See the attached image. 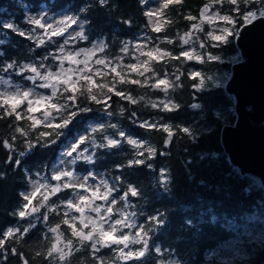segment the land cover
I'll return each mask as SVG.
<instances>
[{"label": "trees", "instance_id": "16d2710c", "mask_svg": "<svg viewBox=\"0 0 264 264\" xmlns=\"http://www.w3.org/2000/svg\"><path fill=\"white\" fill-rule=\"evenodd\" d=\"M207 2L208 0H183V4L170 5L165 10V16L171 23L165 24V29L161 33H155L144 15V4L139 0H108V5L104 7L98 4V0H0V20L11 19L10 21L24 30L33 27L25 23L28 13L38 12L41 8L44 13L68 9L75 16H79L80 20L87 19L90 23L85 24L83 30L88 39H77L71 47H87L93 41L102 39L107 44V48L104 52H97V55L111 60L113 65L118 62L122 65L134 62L135 56L132 54L134 50L130 40L139 32H143L152 45H159L160 48L173 54H179L191 44L197 53L211 52L220 57L219 60H207L204 63L195 60L186 61L183 57L179 61L169 59L160 64L154 63L153 66L158 72L169 73V79H174L171 74L177 73V69L184 73L181 76L183 86L175 90L170 89L167 95L151 87L117 84L118 89L130 92L138 101L141 96L144 97V100L135 105L113 95L112 100L109 101L111 107L105 110L104 105L91 103L81 97V107L91 108L92 111L80 113L55 144H49L47 147L37 146L26 152L21 158L20 167L6 163L8 150L0 145V172L5 173L4 177L0 178V231L7 228L29 227V221L35 224V228H32L23 239L14 238L7 244L8 248L15 247L22 253L24 258L29 260V264H49L47 259L37 256L36 253L46 254L51 244L56 242L57 234L50 232L49 229L57 224H61L60 231L64 233V240L71 238L74 245L81 249L69 258L70 264H94L90 246L80 245L77 238L71 237L68 226L61 223L64 218L63 213L66 211L63 201L72 195L74 189H64L50 198L48 203L51 205L54 202L58 206L55 212L42 207L40 213L25 220L14 214L20 204L24 203L19 194L27 188L31 178L44 175L50 178L51 185L58 183L51 179L52 166L65 146L77 135H86L90 138L86 145L90 149V154L94 151L95 155L93 163L77 160L73 165L74 169L101 171L109 187L116 188L120 194L127 190L129 184L136 187L140 193L138 197H131L129 193L127 201H120L117 196L118 203L114 206L113 218L118 217L121 211L131 215L135 213L132 219L136 224H143L145 229L149 227L153 229L149 233L152 237L149 245L153 250L145 258L141 261L125 262L120 260L114 251L101 249L99 255L103 256L107 264H159L162 259L167 263L174 259V264H201L206 260L205 254L208 250H212L235 234L233 221L236 224L241 223L248 214L256 212L264 205V188L260 183L250 187L247 192L241 191L242 188L248 187L249 180L236 179L235 174L242 172L231 162L222 142L223 127L231 125L235 120V98L225 90L224 82L235 56L238 55V46L235 37L230 43L221 44L216 48L199 47L201 41L207 40L205 33L210 27L205 23L204 33H201L193 30L191 26L200 23V10ZM86 5L89 6L88 11L80 12V9ZM189 15L198 19H185ZM125 20H131L132 23L124 24ZM188 32L192 33L190 43L184 45L180 37ZM164 37L172 39L173 43L162 42ZM0 41H3L0 43V75H9L13 81L20 80L29 85L30 81L17 76L15 69L4 72L3 65L15 61L19 67L23 62H32L43 63L53 69L58 61L51 56L47 60L42 58L49 53L56 56L63 37H53L54 42L36 47L34 41L19 37L7 29H0ZM125 44L128 45L127 53L121 51ZM121 57L122 61L119 60ZM191 70L200 72L205 79L202 89L194 86L199 84V78H188ZM104 71L108 70L104 69ZM124 72L127 74L126 68ZM208 74H213L215 77L220 74L219 82L213 83L211 78L207 77ZM113 75H107L103 79L95 77V79L98 83H108L112 81ZM131 78L144 79L135 73L131 74ZM45 91L49 92V90ZM150 100L152 102L172 100L181 107L178 112H162L152 108L149 104ZM195 103L201 104L202 107L193 109L191 105ZM121 108L125 110L123 113ZM133 111L136 112V117L131 116ZM107 112H111L112 115L109 116ZM217 112H220L223 118H218ZM35 115L41 114L35 113ZM145 119L150 123L159 121L173 126L189 127L195 139L177 131L173 142L165 149L163 139L167 134L155 129L140 128L139 123ZM10 123H13L12 118L0 119V140H10L11 136H17L14 142L16 151L12 153L13 158H16L19 151L25 149V145L21 142L24 138L19 137L13 127H9ZM19 124L27 127L25 121ZM99 124L105 125L103 132H92V129ZM109 124H116L117 129L107 127ZM116 131H124L134 139L146 141V146L155 147L158 153L166 151L168 154H158L150 161L153 165L151 169L144 166L128 167V160L133 158L134 153L139 149L133 148L123 140L121 147L115 149L96 148L91 143L92 140H95L96 144L106 143L103 136H113ZM173 131H176L175 127ZM29 138L35 139V133L30 132ZM202 155L203 160L200 158ZM120 165L124 166L118 167ZM161 169L166 170L165 175L168 177L169 193L167 194L161 186ZM189 172L195 176V180L189 179ZM243 174L258 180L249 173ZM199 180H203L205 186H198ZM41 193L47 194L46 190ZM40 199L42 196L38 194L37 199L33 200V205L38 204ZM196 199L204 200L207 204H215L217 209V222L201 226L198 232L183 225L184 214L178 210L180 206H188ZM157 213H164L163 225L158 226L146 220V217ZM44 214L49 217L47 221L42 219ZM77 227H82L79 221ZM131 230L135 233L136 229ZM242 244L245 251L243 256L226 259L224 264H264V240L243 241ZM155 246L161 248L163 255L155 253ZM131 247L136 249L140 245ZM4 254L7 260L0 258V264H22L20 258L9 251L6 250ZM52 264L56 262L53 260ZM213 264H216L215 261Z\"/></svg>", "mask_w": 264, "mask_h": 264}, {"label": "snow or ice", "instance_id": "6c2138e0", "mask_svg": "<svg viewBox=\"0 0 264 264\" xmlns=\"http://www.w3.org/2000/svg\"><path fill=\"white\" fill-rule=\"evenodd\" d=\"M139 2L141 4H147L148 0H139ZM98 4L101 7L107 6L108 0H98ZM173 4H183V0H163L155 10L144 13L150 21L153 18L155 19V22L151 25L153 32L161 33L165 29V24L171 23L165 16V10ZM88 7V5L82 7L80 12H87ZM185 19L197 20L198 18L189 15ZM262 19H264V0H208L200 10V23L193 24L191 27L197 32L204 33L203 25L207 23L212 30L205 33L207 40L201 41L199 47L201 49L209 47L216 48L221 44L230 43L231 39L241 35V29H245L249 25H253L254 22ZM25 23L33 27L24 30L15 24V22L0 20V29H7L19 37L32 40L35 42L36 47L54 42L53 37H64V34L72 25H77L81 30L75 32L74 35L69 33L68 37L63 40V44L58 48V51L63 53V55L55 56L49 53L42 58L43 60H47L51 56L54 60L59 61L58 71H52L43 63H30L17 67L16 62L13 61L3 65L2 70L4 72L15 69L17 76L30 81L32 84V87L21 89L19 86H13L9 80L0 78V84L8 86L0 91V119L12 118L13 123H10L9 127H13L15 133L19 137L24 138L21 142L25 145V149L19 151L16 158H13L12 153L16 151L14 142L17 140V136L13 135L10 137L12 142L9 139L0 140V145L8 150L6 163L12 164L15 167L21 166V158L26 155V152H30L37 146L47 147L49 144H55L57 139L64 135V130L69 129V126L73 124L80 113L92 111L91 108L81 107V97H84L91 103L104 105L105 110L111 107L109 101L112 100L113 95L135 105L139 101L144 100V97L141 96L138 101L130 92L118 89L117 84L151 87L163 92L165 95L168 94L170 89L175 90L183 86L181 76L184 73L179 72V69H177V73L171 74L174 79H169V73L158 72L153 66L154 63L160 64L169 59L179 61L181 57L186 61L195 60L199 63H204L207 60L216 61L220 59L219 56L213 55L211 52L197 53L195 49L181 50L179 54H173L171 51L160 48L159 45L144 51L143 49L147 48V43H145L141 46L140 55L146 57V59L141 61L137 57V63L122 65L118 62L113 65L112 61L106 57H97L93 60L97 52H104L107 48V44L103 41L94 45L91 49L65 52L64 46L70 41L88 39L83 30L84 25L90 23L87 19L81 21L79 16H65L63 19L56 21L54 26L44 16H40L28 17ZM123 23L130 25L132 21L125 20ZM37 28L43 29V34H37ZM191 35L192 33L188 32L180 37L184 45L190 43ZM162 42L172 44L173 40L164 37ZM0 43H3V41H0ZM121 51L127 53L128 45L125 44ZM81 56L84 59H78ZM119 60L122 61V57ZM65 62L75 67L65 68ZM93 63L102 66V68H93L91 66ZM125 68L127 69V74L124 72ZM41 69H45V71L42 72ZM104 69L108 71L105 72ZM25 73H31V75H24ZM132 73L144 77V79L131 78ZM146 73H151V75L146 76ZM110 74L114 75L112 81L108 83H98L95 79V77L103 79ZM188 78H199V84L194 86L198 89L203 88L205 79L201 77L200 72L192 71L188 73ZM37 89H50L51 91L49 95H45L38 92ZM149 104L152 108L167 113L178 112L181 107L180 104L174 103L172 100H161L159 102H152L150 100ZM191 107L193 109H200L202 105L195 103ZM124 111L121 108V113ZM35 113H40L41 115L37 117ZM107 114L109 116L112 115L111 112H107ZM131 116L136 117V112L133 111ZM216 116L223 118L220 112H217ZM162 119L163 117H161ZM21 121L27 122V127L19 124ZM107 127L117 129L116 124H109ZM139 127L142 129H155L166 133L167 135L163 139V147L165 149L173 142L177 131L195 139V135L189 127H182L180 125L173 126L168 123H160L159 121L150 123L145 119L139 123ZM174 127L176 131H173ZM104 129L105 125L99 124L96 128L92 129V132H103ZM30 132L35 133V139L29 138ZM89 139L86 135H80L71 140L66 145V151L61 153V156L67 159H61L59 161L65 167L57 168L51 176V179L58 183L54 185L34 183L31 192H21L19 195L24 203L20 204L14 214L21 220H25L33 217L34 214L40 213L42 207H47L48 211L55 212L58 206L54 202L51 205L48 202L52 196L62 192L64 189H81L90 192L91 196L77 193L74 199L63 201L67 211L63 213L64 218L61 223L68 226L71 237L77 238L80 245L90 246L94 257V264H107L103 256L99 255L101 249L114 251L117 257L125 262L141 261L153 250L149 245V241L152 238L149 233L153 229L151 227L145 229L143 224L137 225L123 211L119 213L120 218L113 219L114 206L118 203L117 196L120 201H127L129 193L131 197H138L140 195L138 189L129 184L127 190L120 194L116 188L109 187L105 181H101V185L95 187L89 186L86 182L89 178L93 177L91 172H88L82 178L84 182H75L77 177L74 174V170L69 166L75 165L77 160L81 159L88 163L94 162V151L89 155H85V153L89 152V147L85 146L89 142ZM103 139L106 143L96 144L95 140H92L91 143L96 148L115 149L121 147L123 140L128 145L133 146V148L139 149V151L134 153L133 158L128 160V167L144 166L151 169L153 165L150 161L158 154H168L166 151H160L158 153L155 147L146 146V141L133 139L124 131H116L113 136L104 135ZM200 158L203 160L204 156L202 155ZM123 166L120 165L118 167ZM165 171V169H161L160 176L161 186L163 187L164 193L167 194L169 193L167 187L168 177L165 175ZM4 175L5 173L0 172V178H3ZM235 176L238 180H249L248 187L242 188V192H247L250 187L259 184L258 180L249 178L243 173L237 172ZM189 179L195 180V176L191 172H189ZM197 183L198 186H205L203 180H199ZM101 187L105 190L103 193H101ZM41 189H45L47 194L41 193ZM38 193L41 194L42 199L39 200L38 204L33 205V200L37 199ZM114 193L117 195H113ZM96 200L104 201L106 206L104 204L96 205ZM124 206L126 207L127 205ZM73 210L80 215H71L70 213ZM86 210L95 213L96 218L86 215ZM178 210L184 214L182 220L183 225L197 232L201 226L211 225L217 222L216 205L207 204L206 201L201 199H196L194 203L188 206H180ZM132 215H135V213ZM39 218L37 217V219ZM48 218L47 214L42 216L44 221H47ZM146 220L158 226L163 225L165 223L164 213L148 216ZM77 221H79L82 227H77ZM105 224L108 225L107 228H105ZM89 225H91V229L85 232L84 229H88ZM32 228H35V224L29 221V227L7 228L6 230L0 231V258H3L5 261L7 260L4 254L7 250L12 255L19 257L22 264H29V260L24 258L22 253L18 252L15 247L8 248L7 244L9 240H14V238L23 239L29 234ZM60 228L61 224H57L55 227L49 229L50 232L56 233L57 235L56 242L51 244L46 254L41 252L36 253L37 256H43L47 259L49 264H52L53 260L56 264H70L69 258L81 250L80 247L74 245L71 238H68L66 241L64 240V233L60 231ZM127 228H133L136 231L134 234L124 232L123 229ZM247 235L251 236L252 234L249 232ZM61 245L63 246L61 247ZM132 245H140V247L134 249L131 247ZM154 251L155 253L163 255L159 246H155ZM159 264H167V262L162 259L159 261Z\"/></svg>", "mask_w": 264, "mask_h": 264}, {"label": "water", "instance_id": "95a60500", "mask_svg": "<svg viewBox=\"0 0 264 264\" xmlns=\"http://www.w3.org/2000/svg\"><path fill=\"white\" fill-rule=\"evenodd\" d=\"M236 43L243 59L225 85L236 97V121L223 127L222 142L231 162L264 187V19L241 29Z\"/></svg>", "mask_w": 264, "mask_h": 264}, {"label": "rangeland", "instance_id": "374dc122", "mask_svg": "<svg viewBox=\"0 0 264 264\" xmlns=\"http://www.w3.org/2000/svg\"><path fill=\"white\" fill-rule=\"evenodd\" d=\"M162 2H163V0H148V3L144 4L145 12L150 11V10H155ZM40 16H44L45 19L48 22H52L54 24V26H55V22L56 21L63 19L65 16H73V17H75V15L72 14L70 12V10H68V9H61V10L56 11L54 13L53 12L52 13H44L43 8H41L38 12L28 13V17H40ZM147 19H148L149 26L151 27L152 23L155 22V19L153 18L152 21H150L148 17H147ZM10 20L11 19H9L8 21H10ZM80 30L81 29L77 25H72L68 29V31L64 34L63 40L68 37L69 33L74 35L75 32L80 31ZM210 30H212V29L210 28L209 31ZM36 32H37V34H43L44 30L37 28ZM101 41H103V40L102 39H97V40L93 41L90 46L78 47V48H72L71 44L74 41H70L67 45L64 46V49H65V52H69V51L75 52V51H79L80 49H91V48H93L94 45L99 44ZM130 43L132 44L133 50H134V52L132 54L135 56V60L132 63H137L138 62L137 59H136L137 57H139V59L141 61L146 59V57L140 55L141 46L143 44L147 43V48L143 49L144 51L150 50L153 47H155V45H152L149 42L148 37L144 36L143 32H139L133 39L130 40ZM62 44H63V42H62ZM190 49H195V47L190 44L189 46L185 47L183 50H190ZM57 51H58V49H57ZM61 55H63V53H60L59 51L56 54V56H61ZM239 56H240V54L238 52V55L235 56V58H238ZM97 57L104 58V57H101V56L96 54V57H94L93 60L95 58H97ZM78 59H84V57L81 56ZM30 63H32V62H23L20 66H22L24 64H30ZM91 66L93 68H102V66L95 65L94 63ZM64 67L68 68V67H75V66L69 65L67 62H65L64 63ZM50 69L52 71H58L59 70V61H58V64H57V66L55 68H53V69L50 68ZM41 71L43 72L45 70H41ZM192 71H195V70H191V72ZM29 75H31V73ZM201 77H203V76L201 75ZM207 77H210L211 80L213 81V83H218L219 80H220L219 79L220 74L216 75V77L213 74H208ZM0 78H3L5 80H9L13 86H19L21 89L32 87L31 82H30L29 85H27V84L23 83V81H20V80L19 81H13L12 78L9 75H0ZM7 87H8L7 85L0 84V91L4 90ZM9 90H11V89H9ZM37 91L41 92V93H43L45 95H49L51 90L49 89V92H46L43 89H37ZM37 117H39V116H37ZM78 136H80V135H77L76 137H78ZM73 139L74 138H72L71 140H73ZM85 146H87V145H85ZM64 151H66V146H65V148H64V150L62 152H64ZM89 154H90V149H89L88 153H85V155H89ZM61 159H67V158L66 157H62L61 154H60V156L58 157V159L54 162V164L52 166V169H51V174L52 175H53V172L57 168L65 167L64 165H61L59 163V161ZM69 167L74 170V174L77 177V180L75 182H77V183L84 182L82 178L84 176H86L88 174V172H91L93 174V177L89 178L88 181L86 182L89 186L95 187V186L101 185V181H105L106 182L105 177H104V175L102 174L101 171H98V170L81 171V170H78V169H74L73 165H71ZM50 182H51L50 178L47 177V176H44V175L33 177V178H31L29 180L28 186H27L26 189L23 190V192H31L33 190V184L34 183L50 184L51 185ZM100 190H101V193H103L105 191L103 187H101ZM43 191H45V189H41V192H43ZM77 193H79L81 195L91 196L90 192H86V191L81 190V189H74L72 195L69 198H67V199H74ZM38 194H40V193H38ZM67 199H65L64 201H66ZM95 204L96 205L104 204L106 206V203L104 201H102V200H96ZM65 210L67 211L66 208H65ZM70 214L71 215H75V216H79L80 215L79 213H75L74 210ZM126 214L128 215L129 219L131 221H133L132 215L130 213H126ZM86 215H90L93 218H96V214L95 213H91V212H89L87 210H86ZM118 218H120V216L115 217L113 219H118ZM109 223H111V221H109ZM232 224H233V228L235 230V234L232 237L222 241L217 247L213 248L212 250H208L206 252V254H205L206 260L204 262H202L201 264H213V261H215L216 264H224V261L226 259L227 260H231L235 256H243V254L245 253L244 246L242 244L243 241L264 240V205L261 206L259 208V210H257L256 212L248 214L241 223L236 224L235 221H233ZM107 227H108V225L105 224V228H107ZM90 229H91V225H89V228L87 230H85V232L89 231ZM131 229L132 228H127V229H123V231L134 234V232H132ZM249 232L252 234L251 236L247 235V233H249ZM257 238H259V239H257ZM167 264H174V259H172V261H170V263H167Z\"/></svg>", "mask_w": 264, "mask_h": 264}]
</instances>
